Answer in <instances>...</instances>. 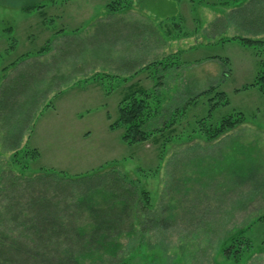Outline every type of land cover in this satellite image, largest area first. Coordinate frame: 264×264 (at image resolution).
I'll use <instances>...</instances> for the list:
<instances>
[{
  "label": "rangeland",
  "instance_id": "rangeland-1",
  "mask_svg": "<svg viewBox=\"0 0 264 264\" xmlns=\"http://www.w3.org/2000/svg\"><path fill=\"white\" fill-rule=\"evenodd\" d=\"M110 1L0 0V188L12 173L92 184L114 170L147 191L145 212L134 196V232L117 255L80 264H264V94L241 89L264 46L222 41L264 40V0H133L115 13ZM131 85L158 98L146 129L175 113L164 143L128 145L109 128ZM237 113L220 135L204 131ZM5 202L0 191V211Z\"/></svg>",
  "mask_w": 264,
  "mask_h": 264
},
{
  "label": "trees",
  "instance_id": "trees-1",
  "mask_svg": "<svg viewBox=\"0 0 264 264\" xmlns=\"http://www.w3.org/2000/svg\"><path fill=\"white\" fill-rule=\"evenodd\" d=\"M132 1L111 0L105 6L109 12L115 13L130 7ZM192 1L204 6H226L237 0ZM35 7L33 5L28 9ZM261 15L258 18L263 19L260 23L264 25V14ZM231 40L253 50L259 44L264 46V40L248 36H233L222 41ZM157 63L163 62L158 60ZM259 65L253 82L241 89L256 87L264 94L263 59ZM154 94V91L133 85L124 91L117 107V118L109 124V128H121V140L125 144L142 143L151 138L164 143L168 138L163 135L174 127L175 113L171 116L172 120L163 121L160 126L145 127L159 113V101ZM217 95L223 98L222 104H227L224 90L217 91ZM190 98L194 99L193 96ZM242 118L241 113L225 116L217 126L204 131L211 132L209 138L212 139ZM31 150L29 157L34 159L39 154L37 150ZM44 170L40 168L39 172ZM76 175L54 171L25 178L14 173L9 175L6 186L0 188L6 195V202L0 211V264H32L31 261L38 258L43 264H80L84 260L102 263L106 257L110 259L117 255L122 247L120 238L130 237L134 232L132 212L137 204L134 196L138 197L140 210L145 212L147 191L139 192L114 170L90 176L95 180L92 184H87ZM231 242L232 245L225 250L233 247L235 239ZM246 242L239 244L245 245ZM231 252L239 250L232 249ZM242 254L236 256L237 259L246 256Z\"/></svg>",
  "mask_w": 264,
  "mask_h": 264
},
{
  "label": "crops",
  "instance_id": "crops-1",
  "mask_svg": "<svg viewBox=\"0 0 264 264\" xmlns=\"http://www.w3.org/2000/svg\"><path fill=\"white\" fill-rule=\"evenodd\" d=\"M149 62H150V61H149ZM146 63H148V62L144 61L143 63H141V64L139 65V67H140V68L144 67V66L146 65Z\"/></svg>",
  "mask_w": 264,
  "mask_h": 264
}]
</instances>
